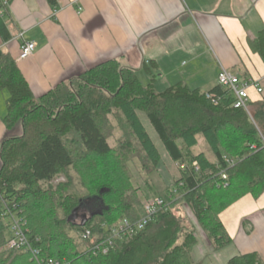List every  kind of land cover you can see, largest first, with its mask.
<instances>
[{"label":"trees","instance_id":"trees-1","mask_svg":"<svg viewBox=\"0 0 264 264\" xmlns=\"http://www.w3.org/2000/svg\"><path fill=\"white\" fill-rule=\"evenodd\" d=\"M48 1L56 6V0ZM6 17L0 0V35L5 42L12 38ZM249 44L264 60V29ZM155 66L152 62L144 68L150 72ZM0 89L9 92L7 128L19 123L23 127L21 136L7 137L0 145V246L10 235V225L3 220L4 202L13 201L28 222L25 231L40 249V258L62 264H196V227L172 209L161 210L143 230L118 240L107 255L86 251L91 240H85L82 231L104 238L120 220L145 215L131 184L133 154L127 150L138 146L155 166L161 153L140 112L180 166L174 188L160 197L167 202L171 194L182 197L216 251L233 243L220 214L245 195L258 198L264 192V99L251 100L246 110L234 107L233 93L219 84L205 92L179 82L158 91L154 81L143 84L135 70L117 59L36 97L16 60L1 48ZM114 112L130 129L126 141L124 134L118 138L119 147L112 144V133H124V128L110 123L112 133L105 130ZM200 135L210 154L196 151ZM61 174L67 180L53 185ZM86 203L90 218L80 224L70 220ZM0 264L38 263L28 252L11 250L0 253ZM229 264L264 260L250 252L233 256Z\"/></svg>","mask_w":264,"mask_h":264},{"label":"crops","instance_id":"crops-1","mask_svg":"<svg viewBox=\"0 0 264 264\" xmlns=\"http://www.w3.org/2000/svg\"><path fill=\"white\" fill-rule=\"evenodd\" d=\"M2 1L12 38L5 42L0 35V48L16 60L36 97L112 59L135 70L143 84L154 81L158 91L179 82L209 91L222 68L264 88V60L249 44L264 29V0ZM25 41L36 49L19 59ZM152 62L147 72L144 65ZM250 94L252 101L264 99V92ZM8 97L0 89V145L21 130L4 122ZM220 218L233 243L216 251L210 240L201 245L197 239L196 264H229L250 252L264 260V192L245 195Z\"/></svg>","mask_w":264,"mask_h":264},{"label":"built area","instance_id":"built-area-1","mask_svg":"<svg viewBox=\"0 0 264 264\" xmlns=\"http://www.w3.org/2000/svg\"><path fill=\"white\" fill-rule=\"evenodd\" d=\"M82 9L78 10L81 13ZM36 49L34 42L25 41L21 44L19 59H26L33 55ZM218 84L231 90L235 97L234 107L249 109L251 102L250 90L255 89L257 93L262 94L264 88L260 81L251 78H241L239 75L233 73L229 69L222 68L218 74ZM210 96V95H209ZM194 165L198 169V163L194 162ZM223 178L226 180L227 175L222 173ZM13 202V201H12ZM5 201V211L3 217L9 219L10 235L5 243V247L9 250H23L32 255L38 264H61V261L55 259L40 258V249L33 246V243L28 236L27 232V220L24 217L18 215L16 209V203ZM12 203V204H11ZM145 215L136 221H131L128 218L122 219L117 225L111 228L110 235L107 238L98 239L93 236L91 230L87 229L81 232V236L91 241L86 248L89 255H107L113 249L116 248L118 240L131 237L143 230L147 224H149L161 210H168V202L161 197L149 200L144 204Z\"/></svg>","mask_w":264,"mask_h":264},{"label":"rangeland","instance_id":"rangeland-1","mask_svg":"<svg viewBox=\"0 0 264 264\" xmlns=\"http://www.w3.org/2000/svg\"><path fill=\"white\" fill-rule=\"evenodd\" d=\"M140 114H141L140 117L144 125L146 126L150 135L153 137L161 153V162L155 166L147 159V157L144 154L140 153L138 146L134 145L132 152L130 149L127 150L129 151L130 154H133L132 156L133 160L129 162L131 171L133 173L131 184L135 187L139 197L142 200V204H145L149 200H153L155 198L160 197V195H167L168 187L171 188L172 186H174L175 181L180 178L181 172H180V166L177 163H175L168 155V152L166 151L164 145L162 144L156 130L153 128L152 124L148 120L146 114L144 112H140ZM109 115L111 117V122H109V124L105 127V130L108 134L112 133L111 128L113 127H111V124L112 126L115 127L117 126L124 128V133L119 132L118 129H115L112 133L111 142L114 146L119 147L120 143L118 141V138L121 137L122 134H124V139L127 138L128 135L127 132L130 129L128 128V124L126 123V121L124 120L121 121L120 118L115 114V112ZM19 125L21 126L20 123ZM20 129L21 130L19 132L15 133V136H9V137L21 136L23 133V127L21 126ZM127 139H125V141ZM199 140H200V145L196 148V151L198 152L204 151L207 154H210L208 145L205 143L204 138L201 135L199 136ZM66 180L67 178L65 174H61V176L54 179L51 183H53V185H57L60 181L65 182ZM173 188L174 187H172V189ZM87 202L88 204L92 203V201L90 200ZM168 209L169 210L172 209L175 211L176 214L180 215L187 225H193L196 227L197 230L196 236L197 239L201 242V245H204L203 243H206L207 241L209 242L208 237L203 232L201 226L199 225L196 218L192 214L191 209L189 208L188 204L182 199V197H177L175 199V197L171 194V201L168 202ZM90 216H91L90 206L87 205L86 203L83 206H81L78 210H76V213L73 216V221L80 224L86 221L88 218H90ZM3 220L6 222V224H8L9 219L7 217H4ZM71 235L74 236L75 232L73 233L71 232ZM96 237L98 239L103 238L99 235H96ZM8 251L11 250L5 247V243L0 246V253H5Z\"/></svg>","mask_w":264,"mask_h":264},{"label":"water","instance_id":"water-1","mask_svg":"<svg viewBox=\"0 0 264 264\" xmlns=\"http://www.w3.org/2000/svg\"><path fill=\"white\" fill-rule=\"evenodd\" d=\"M77 210V209H76ZM76 210L74 211V213L70 216V220H73V216H74V214L76 213ZM84 223H85V221H84Z\"/></svg>","mask_w":264,"mask_h":264},{"label":"bare ground","instance_id":"bare-ground-1","mask_svg":"<svg viewBox=\"0 0 264 264\" xmlns=\"http://www.w3.org/2000/svg\"><path fill=\"white\" fill-rule=\"evenodd\" d=\"M20 215H21V216H24V215H22V214H20ZM106 230H108V229H106ZM108 236H109V235H108ZM108 236H107V237H108ZM100 239H101V238H100ZM33 244H34V247H36V246H35V242H34Z\"/></svg>","mask_w":264,"mask_h":264}]
</instances>
